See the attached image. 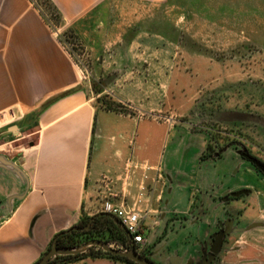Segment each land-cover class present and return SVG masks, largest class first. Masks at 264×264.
<instances>
[{
  "label": "crops",
  "instance_id": "0c3cea01",
  "mask_svg": "<svg viewBox=\"0 0 264 264\" xmlns=\"http://www.w3.org/2000/svg\"><path fill=\"white\" fill-rule=\"evenodd\" d=\"M49 1L59 15V29L95 48L102 68L106 45L139 46L145 50L137 61L141 65L165 62L170 57L153 55L173 42L161 34L163 28L185 33L189 24L177 25L182 17L211 12L205 0H157L160 9L153 7L154 0ZM225 9L223 4L213 6L215 22L227 15ZM170 16L177 17L176 23ZM228 16L231 31L240 26L249 38L261 33L255 38L264 42V0H230ZM131 31L136 34L126 44L123 39ZM114 55L113 64L122 62V55ZM145 84L129 91L127 84L114 85L113 98L133 115L99 107V95L93 96L40 10L29 0H0V264H34L59 233L100 214L103 199L137 206L144 217L148 257L153 261L155 255L160 264H168L174 255L182 259L180 264L195 262L214 227L229 216L247 223L248 229L258 223L240 234L247 241L263 228L256 219L264 220V189L254 192L248 180L239 183L237 170L229 173L224 156L202 167L204 142L193 157H180L181 147L188 150L194 142L189 134L177 136L176 127L165 125L176 135L173 151L165 161L148 152L150 135L137 134L146 120L142 113L153 112V90ZM112 119L123 131L110 128ZM30 137L35 138L23 145ZM242 167L246 179L254 175L251 167ZM239 189L251 192L224 199ZM153 234L163 236L156 249ZM248 253L255 258L251 249ZM68 264L123 263L85 257Z\"/></svg>",
  "mask_w": 264,
  "mask_h": 264
},
{
  "label": "rangeland",
  "instance_id": "374dc122",
  "mask_svg": "<svg viewBox=\"0 0 264 264\" xmlns=\"http://www.w3.org/2000/svg\"><path fill=\"white\" fill-rule=\"evenodd\" d=\"M44 1L36 0L39 10L81 71L83 81L89 83L93 96L99 93L95 99L96 105L118 114L133 115L131 110L113 98L114 85L127 84L129 88L126 91L131 87L140 88L145 83L151 85L153 112L142 113V118L146 120L137 127L139 138L147 135L151 137L148 152H153V155L159 153L161 160L165 161L171 153L173 139L176 138L175 132L168 131L165 125L176 127L174 131L178 133L177 136L189 134L191 143L194 142L188 150L181 147L180 157L184 154H187V158L193 157L197 152L196 147L204 142L199 154L202 167L206 166L209 159H221L224 156L228 161L229 173L232 171V175H235L234 170H237L239 183L248 180L247 183L253 185L254 192L264 189L262 177L255 174L254 170V175L246 179L242 166H251L239 156L240 151H246L264 163V42L256 41L255 36L261 33H251L250 36L254 34V38H249V33L241 32L240 26H234L236 31L230 30V0H205L204 7L211 12L184 16L183 20L177 22L178 27L189 24L186 25L189 31L185 33L167 32L164 27L161 34L167 35L173 42L153 51V55L170 57L165 62H147L141 65L137 61L140 56L145 55V50L139 46L128 48L119 44V48H114L106 45L102 48L103 68L97 65L94 57L96 49H91L83 43L81 37L71 31L60 30V20L47 11L42 5ZM155 1L157 0L153 1V7L160 9L161 3ZM215 4L226 7L227 15H223L220 22L214 21ZM170 18L176 23L177 17ZM135 34V31L127 33L123 39L125 43L128 44ZM115 53L118 57L122 55V62L113 64L116 61L113 59ZM128 55L133 58V62L127 58ZM143 98L146 99L145 96ZM147 99L146 102H149L150 99ZM101 117L103 114L100 113V120ZM110 126L117 134L124 129L115 119L110 121ZM34 138H27L22 144L26 146ZM236 164L242 165L239 167L242 172ZM241 191L245 193L236 198L247 196L251 192L249 189H239L232 193ZM228 219L232 220L233 232L227 235L230 236L226 241L223 239L225 244L218 253L222 254L211 264H264V220L256 219L263 223V228L253 234L252 240L247 241L240 234L258 227V223L248 225V229L247 223L241 224L231 216L226 220ZM146 222H149V218ZM216 229L215 226L213 231ZM162 237L158 238L153 234L154 249L160 247ZM166 242L168 239L164 241L165 244ZM204 244L206 250H209L207 243ZM110 245L115 248L114 244ZM248 249L252 250L255 258L249 255Z\"/></svg>",
  "mask_w": 264,
  "mask_h": 264
},
{
  "label": "water",
  "instance_id": "95a60500",
  "mask_svg": "<svg viewBox=\"0 0 264 264\" xmlns=\"http://www.w3.org/2000/svg\"><path fill=\"white\" fill-rule=\"evenodd\" d=\"M243 192L244 191H241L238 193H232L231 196L236 197ZM101 216L109 217L110 219H112L114 221V223L116 225L121 227L123 229V231L125 232L123 226L120 224V222L116 218H114L110 215L104 214V213L97 214V215L93 216L85 226H83V227L73 226V227L59 233L55 237V239L52 241L50 248L34 264H50L56 257H59V256H76V255L88 254L90 252V250L93 248L100 249L103 252L108 253L112 256H118V257L125 258V259L133 262L134 264H154L148 258H144L141 255H139L138 253H136V251L132 245L129 249H116V248H113L108 243L98 241V240H89L85 243H82V244L77 245V246L69 247V248H61V247L57 246V241L59 238L65 237V236H67L73 232H83V231L88 230L91 227L92 223L95 221V219L98 217H101ZM231 225H232V220H230V219L226 220L224 223V229L212 236L213 242L211 244V247L207 253L202 252V258H201L200 262L194 263L190 259L187 264H211L215 260L216 256L218 255V253L221 250L224 237L227 236L228 234H230L231 232H233V231H231ZM125 234L130 239L129 235L126 232H125ZM204 248L206 249L205 244H204ZM181 261H182L181 258L174 255L173 257L169 258L168 264H180Z\"/></svg>",
  "mask_w": 264,
  "mask_h": 264
},
{
  "label": "trees",
  "instance_id": "16d2710c",
  "mask_svg": "<svg viewBox=\"0 0 264 264\" xmlns=\"http://www.w3.org/2000/svg\"><path fill=\"white\" fill-rule=\"evenodd\" d=\"M42 5L46 7L47 11H49V13H51V15H53L59 21V15L55 7L50 3L49 0H45L44 3H42ZM240 157L244 161L252 164V166L260 173L259 167L257 165L259 164V162L255 158H253L248 152L246 151L240 152ZM90 219L91 218H83L77 226L79 227L85 226ZM89 240H98L108 244L120 245L123 249H129L131 247L130 239L127 237L123 229L118 225H116L112 219L106 216H101L96 218L95 221L92 223L91 227L86 231L73 232L65 237L59 238L57 241V246L61 248H69L80 245ZM50 246L51 244L49 245L48 249L50 248ZM148 254L149 251L146 250L144 253H140L139 255L149 259ZM85 257H93V258L104 257L115 262H121L123 264H134L133 262L125 258L112 256L97 248L91 249L88 254L56 257L50 264H68L70 262Z\"/></svg>",
  "mask_w": 264,
  "mask_h": 264
},
{
  "label": "built area",
  "instance_id": "2783aa9c",
  "mask_svg": "<svg viewBox=\"0 0 264 264\" xmlns=\"http://www.w3.org/2000/svg\"><path fill=\"white\" fill-rule=\"evenodd\" d=\"M29 2L39 9L36 0H29ZM56 35V33H55ZM101 213L110 215L116 218L123 226L125 232L130 237V244L136 250V253H144L147 249V242L143 237L142 221L143 215L137 210V206L131 208L125 207L123 202L113 203L109 199H103L101 202ZM116 249H123L120 245H115Z\"/></svg>",
  "mask_w": 264,
  "mask_h": 264
},
{
  "label": "flooded vegetation",
  "instance_id": "af4514ba",
  "mask_svg": "<svg viewBox=\"0 0 264 264\" xmlns=\"http://www.w3.org/2000/svg\"><path fill=\"white\" fill-rule=\"evenodd\" d=\"M240 152H242V151H240ZM239 156H240V153H239ZM253 157V156H252ZM241 158V157H240ZM254 158V157H253ZM256 159V158H255ZM243 160V159H242ZM258 162H259V164H257L258 165V167H259V170H260V173L252 166V164H250L249 162H247V163H249L250 164V166H251V168H252V170H254V172H255V174H257V175H260L261 177H262V184H263V186H264V163L263 162H261L260 160H258V159H256ZM224 199L225 200H227V201H232V200H237V199H239V197L238 198H236V197H232L230 194H228V195H226L225 197H224ZM224 222L225 221H221V223H218V225H217V229L215 230V231H213V233L210 235V237H209V243H207V245L209 246V247H211V244H212V242H213V238H212V236L213 235H215V234H217L219 231H221V230H223L224 229ZM81 227H83V226H81ZM230 236V235H229ZM229 236H225L224 237V241H226L228 238H229ZM225 244V242H223V244H222V246ZM209 247H208V249H209ZM222 248V247H221ZM223 251V250H222ZM202 252H205V253H207L208 252V250H206L205 248H204V245H203V247H202V251H201V254H200V257L197 259V260H195V262H200V260H201V258H202ZM222 254V252L220 253V254H218L217 256H216V258H215V260H218V258L220 257V255ZM154 257H155V255H153V263L154 264H160V263H158L155 259H154ZM188 261H189V259L188 260H186L185 262H184V264H187L188 263ZM192 261V260H191ZM194 262V263H195Z\"/></svg>",
  "mask_w": 264,
  "mask_h": 264
}]
</instances>
